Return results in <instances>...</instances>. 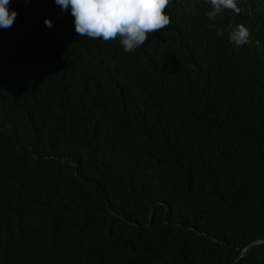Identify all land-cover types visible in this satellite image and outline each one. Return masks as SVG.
Returning <instances> with one entry per match:
<instances>
[{"label": "trees", "instance_id": "trees-1", "mask_svg": "<svg viewBox=\"0 0 264 264\" xmlns=\"http://www.w3.org/2000/svg\"><path fill=\"white\" fill-rule=\"evenodd\" d=\"M237 4L171 0L125 53L55 0H10L0 264H264V0Z\"/></svg>", "mask_w": 264, "mask_h": 264}, {"label": "clouds", "instance_id": "clouds-1", "mask_svg": "<svg viewBox=\"0 0 264 264\" xmlns=\"http://www.w3.org/2000/svg\"><path fill=\"white\" fill-rule=\"evenodd\" d=\"M63 11L71 9L77 35L105 42L119 39L125 53L135 52L149 35L166 29L170 16L166 9L171 0H55ZM211 10L207 12L209 20L216 18L224 10L239 15L242 9L237 0H207ZM10 0H0V28L13 25L17 13L9 9ZM45 26L53 27V21L45 18ZM229 42L236 47L251 43L250 30L243 24L228 26ZM217 29V35H223Z\"/></svg>", "mask_w": 264, "mask_h": 264}, {"label": "water", "instance_id": "water-1", "mask_svg": "<svg viewBox=\"0 0 264 264\" xmlns=\"http://www.w3.org/2000/svg\"><path fill=\"white\" fill-rule=\"evenodd\" d=\"M245 250H246V248L243 249V251H245Z\"/></svg>", "mask_w": 264, "mask_h": 264}]
</instances>
